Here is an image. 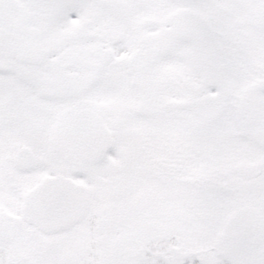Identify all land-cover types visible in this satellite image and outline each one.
Masks as SVG:
<instances>
[{
	"label": "snow or ice",
	"instance_id": "obj_1",
	"mask_svg": "<svg viewBox=\"0 0 264 264\" xmlns=\"http://www.w3.org/2000/svg\"><path fill=\"white\" fill-rule=\"evenodd\" d=\"M0 264H264V0H0Z\"/></svg>",
	"mask_w": 264,
	"mask_h": 264
}]
</instances>
